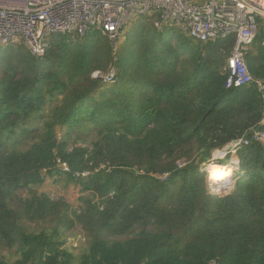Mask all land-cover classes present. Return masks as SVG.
Returning a JSON list of instances; mask_svg holds the SVG:
<instances>
[{
	"label": "trees",
	"instance_id": "1",
	"mask_svg": "<svg viewBox=\"0 0 264 264\" xmlns=\"http://www.w3.org/2000/svg\"><path fill=\"white\" fill-rule=\"evenodd\" d=\"M261 39L246 56L255 80L231 88L235 36L200 41L145 17L118 52L99 30L54 34L42 57L1 46L0 248L19 257L0 264H264V147L252 139L264 130ZM111 66L116 82L92 77ZM79 126L90 145L69 144ZM19 132L37 139L17 151ZM241 137L234 186L212 193L202 165ZM44 171L81 186L79 211L34 190ZM78 221L80 255L62 246Z\"/></svg>",
	"mask_w": 264,
	"mask_h": 264
},
{
	"label": "built area",
	"instance_id": "2",
	"mask_svg": "<svg viewBox=\"0 0 264 264\" xmlns=\"http://www.w3.org/2000/svg\"><path fill=\"white\" fill-rule=\"evenodd\" d=\"M141 17L151 20L159 30L174 27L200 41L235 36L227 60L226 87H240L255 80L246 56L260 31L264 47V23L260 22L264 20V0H0V47L19 43L32 55L42 57L51 45L52 35L85 36L95 30L116 42L124 29ZM92 77L114 83L118 69L111 66L106 71L95 70ZM256 81L264 90V80ZM252 139L264 147V130H256ZM249 143V138H237L215 152L230 153L239 161L238 150ZM212 159L215 157L204 163L205 167L220 163ZM238 161L234 162L233 176L240 170ZM208 185L212 193L232 189L231 184L225 189L216 187L210 173ZM210 264L219 263L212 260Z\"/></svg>",
	"mask_w": 264,
	"mask_h": 264
},
{
	"label": "rangeland",
	"instance_id": "3",
	"mask_svg": "<svg viewBox=\"0 0 264 264\" xmlns=\"http://www.w3.org/2000/svg\"><path fill=\"white\" fill-rule=\"evenodd\" d=\"M135 21L131 22L123 31L121 37L116 42H111L114 49L120 51L122 48L124 49V46L127 44L128 39L132 38L133 36V24L137 22ZM165 29V28H164ZM163 30V29H160ZM122 49V50H123ZM30 126H34L36 121H31ZM83 125V124H81ZM94 132H89L86 130V127L79 126L77 129V132L74 133V136L70 139L69 144L73 145L76 141H78V144L86 143L85 145H90L91 141L94 140ZM37 138L34 136H27V134L19 132L16 136V140L14 142H11L10 145L13 147L15 146V150L21 151L27 149ZM83 140V142H81ZM223 152V151H222ZM216 153L214 152L212 155V158L215 157V159L212 160H221L224 161L223 164L217 163L216 165L221 166H231L233 168V173L235 170V161H238V158L236 156H233L230 153ZM233 161V162H232ZM240 164V160L238 161ZM64 164V166H63ZM206 164V163H205ZM59 165L64 170L68 171L69 166L65 162H61L59 160ZM202 172H205L208 174L209 179V173L211 174V180H215L217 178H223L225 181L231 182V188L234 186L235 183V177L233 176V173L228 176H214L211 172V165L208 163V165L205 167L203 164ZM205 170V171H204ZM88 172L83 173V175H86ZM43 174L45 175V182L41 186L34 187V190H37L39 192H45L47 193L51 198L54 199H63L67 203L70 204L71 208L73 210H78L83 207V203L81 201V196L86 194L81 189V186L72 178H70L67 174L61 172H55L53 174H46L44 171ZM79 175V174H77ZM229 188V190L231 189ZM21 192L26 196V194L29 193L28 189L21 190ZM229 192V191H228ZM45 224L39 223V222H25V226L30 231H36L40 230ZM63 244L62 246L76 255H80L86 250V236L85 231L83 228V225L78 221L76 225L72 227L69 231H67L63 237ZM16 249H3L0 248V257L8 260V261H15L19 256L15 253Z\"/></svg>",
	"mask_w": 264,
	"mask_h": 264
},
{
	"label": "bare ground",
	"instance_id": "4",
	"mask_svg": "<svg viewBox=\"0 0 264 264\" xmlns=\"http://www.w3.org/2000/svg\"><path fill=\"white\" fill-rule=\"evenodd\" d=\"M222 153H224V151ZM216 164L217 163H210L211 172L214 176H228L233 173V168L231 166H221L220 164ZM213 182L219 187V189H225L231 184L230 181H225L223 178H217L213 180Z\"/></svg>",
	"mask_w": 264,
	"mask_h": 264
},
{
	"label": "clouds",
	"instance_id": "5",
	"mask_svg": "<svg viewBox=\"0 0 264 264\" xmlns=\"http://www.w3.org/2000/svg\"><path fill=\"white\" fill-rule=\"evenodd\" d=\"M207 163V162H206ZM201 168H203V165H202V167ZM201 171H202V169H201ZM205 171V170H204ZM240 171V170H239ZM238 171V172H239ZM206 172V171H205ZM238 172H235V174H234V177L236 176V173H238Z\"/></svg>",
	"mask_w": 264,
	"mask_h": 264
},
{
	"label": "water",
	"instance_id": "6",
	"mask_svg": "<svg viewBox=\"0 0 264 264\" xmlns=\"http://www.w3.org/2000/svg\"><path fill=\"white\" fill-rule=\"evenodd\" d=\"M213 184L215 185V186H217L214 182H213ZM218 187V186H217ZM219 188V187H218ZM223 190H221V191H219V192H222Z\"/></svg>",
	"mask_w": 264,
	"mask_h": 264
}]
</instances>
